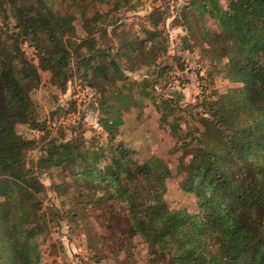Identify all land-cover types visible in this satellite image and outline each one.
Instances as JSON below:
<instances>
[{"label": "trees", "instance_id": "trees-1", "mask_svg": "<svg viewBox=\"0 0 264 264\" xmlns=\"http://www.w3.org/2000/svg\"><path fill=\"white\" fill-rule=\"evenodd\" d=\"M4 1L17 27L10 38L52 42L48 47L37 45L42 68L62 75L70 47L83 64L81 75L87 78L91 70L94 80H100L104 115L99 122L108 136L123 124L124 110L136 97H151L145 87L135 95L114 55L105 61L106 51L95 47L100 12L84 19L85 36L76 41L73 15L58 12L55 0ZM226 3L223 7L218 0H192L187 7L197 12L199 21L206 13L217 20L218 29L205 31L203 40L226 59L227 77L239 84L202 103L204 131L194 137L195 149L178 182L182 191L195 196L193 210L167 205L164 195L171 170L158 156L126 164L128 149L117 146L120 157L98 170L97 162L105 157L101 147L94 150L93 144L83 148L71 139H51L32 163L34 168L29 167L25 155L35 142L17 133L16 126L45 128L32 114L25 86L29 79L36 82L38 73L25 59L12 62L8 52L16 47L0 42V264H41L36 236L44 223L38 197L43 185L38 175L67 162L81 187L80 197L95 202L100 200L93 198L96 187L110 190L109 198L125 203L133 232L157 249L169 250L171 264H264V0ZM144 33L145 38L121 40L118 57L137 58L156 31ZM150 46L155 48V41ZM153 105L164 120L173 113L166 99ZM98 180L105 183L99 187Z\"/></svg>", "mask_w": 264, "mask_h": 264}, {"label": "rangeland", "instance_id": "rangeland-1", "mask_svg": "<svg viewBox=\"0 0 264 264\" xmlns=\"http://www.w3.org/2000/svg\"><path fill=\"white\" fill-rule=\"evenodd\" d=\"M55 1L58 12L73 15L76 41L85 36L84 19L100 12L102 17L95 22L97 31L93 35L95 47L106 51L105 61L114 55L135 95L145 87L151 97H136V102L124 110L123 124L108 136L99 122L104 115L100 110V80H94L91 70L87 78L81 75L83 64L70 47L62 75L56 77L42 68L37 45L48 47L52 42L36 44L28 36H20L17 41V37L10 38L17 31L16 22L9 4L0 0V42L4 47L9 43L15 46L16 51L9 50L8 57L14 63L25 59L33 64L39 78L36 82L29 79L25 86L32 114L45 128H33L27 123L16 126L17 133L35 142L25 155L27 165L34 168L32 163L44 153L51 139L56 143L71 139L83 143V148L93 144L94 150L101 147L105 157L97 162L98 170L120 157L118 147L128 149L123 156L126 164L158 156L171 170L164 195L169 208L195 209V196L182 191L178 182L184 178L185 165L195 149L194 137L204 131L202 103L239 87L227 77L223 67L226 59L218 50L214 54L203 40L205 31L218 29L217 20L206 13L199 21L194 9L187 10L192 0ZM218 2L223 7L227 4L226 0ZM146 29H155L152 41L156 47L151 49L152 41H148L137 58L124 54L118 57L120 41L145 38ZM164 99L173 112L165 120L153 105ZM38 178L43 185L38 197L44 223L36 236L41 264H171L169 250L157 249L133 232L125 203L109 198L110 190L96 187L93 198L100 200L95 202L80 197L81 187L68 162L50 167ZM96 183L101 187L105 182Z\"/></svg>", "mask_w": 264, "mask_h": 264}]
</instances>
